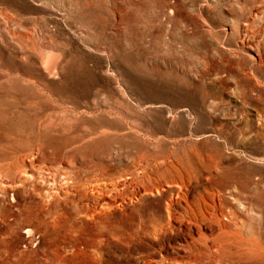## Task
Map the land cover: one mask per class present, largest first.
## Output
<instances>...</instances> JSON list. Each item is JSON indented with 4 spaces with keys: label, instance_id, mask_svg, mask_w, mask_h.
Here are the masks:
<instances>
[{
    "label": "rangeland",
    "instance_id": "rangeland-1",
    "mask_svg": "<svg viewBox=\"0 0 264 264\" xmlns=\"http://www.w3.org/2000/svg\"><path fill=\"white\" fill-rule=\"evenodd\" d=\"M229 186L264 247V0H0V264H216Z\"/></svg>",
    "mask_w": 264,
    "mask_h": 264
},
{
    "label": "bare ground",
    "instance_id": "bare-ground-1",
    "mask_svg": "<svg viewBox=\"0 0 264 264\" xmlns=\"http://www.w3.org/2000/svg\"><path fill=\"white\" fill-rule=\"evenodd\" d=\"M54 59H55V55L54 54H50L49 56H48V58L46 59V67L47 68H49L50 66H51V63L54 61ZM126 183V181H124V183L123 184H125ZM118 185H119V182L118 181H115V182H113L112 183V186L113 187H115V188H117L118 187ZM152 189H156L157 191H160L161 190V188H159L158 187V185H155V188H152ZM233 189V186H229L228 188H227V191H229V192H231L232 194H233V196H234V202H232V203H225V206L227 207L226 208V210L224 211V213H223V216H225V217H233L234 219H233V222H234V224L236 225V229H235V231H234V229L232 230V231H227L226 232V230H228V227L226 226L227 225V223L225 222L224 223V225H223V228L224 229H221L218 233L216 232V233H212V234H207V233H204L203 232V227H202V225H200L199 227H201V228H199L198 230H196V232H194V233H192V234H189L190 235V240H188L187 241V244H188V248L189 249H192L194 246V248L193 249H196L197 250V244H200V246H202V247H207L208 248V246H205V245H207V243H209L210 242V244H211V248H210V246H209V249L208 250H210L211 252H215L214 253V258H216L217 259V262H216V264L218 263V264H222L223 263V261L224 260H220L219 259V257H217L219 254H220V252H221V250L223 249V248H228L229 249V246H230V244L231 245H233L234 243H236L238 240H240L241 239V244H245L247 241H249V240H252V241H254V239H252V238H247V237H244L243 235H242V231H240V230H237V229H239V225H238V222L240 221V220H242L243 221V219H241V215H242V213L244 212V211H246V209H247V205L249 206V202H244V203H242V204H240V205H238V204H236V202L240 199V198H242V195H240V196H238L237 195V193H242V191H239L238 190V192H237V190H235L234 191V193L231 191ZM236 189H238V187L236 186ZM222 190H225V189H222ZM226 191V190H225ZM182 192L183 191H181V189H178V191L176 192V197H175V195L174 194H172L171 195V197H170V201H168V209H167V211H168V217H169V219H168V221H169V223H171L172 222V219H173V217L175 216V213H174V211L172 210V206L173 205H175L176 204V202H178V198L181 196V194H182ZM221 193H223V191H219V198L221 199L222 197V195H221ZM243 194H245V193H243ZM246 195V194H245ZM217 195H215L214 197H213V199L216 197ZM223 196H225V193H223ZM217 198V197H216ZM105 201H108L109 200V198H105L104 199ZM237 200V201H236ZM236 201V202H235ZM103 202V201H102ZM104 204V203H103ZM257 205V204H256ZM187 211V210H186ZM193 211H195L193 208H191V210H190V214H191V212H193ZM188 212V211H187ZM183 212H180V214H182ZM217 215V214H216ZM218 216V215H217ZM182 217H184V215H182ZM205 215H203V219H205ZM240 218V219H239ZM194 219H195V221H197V222H199V221H201V219L197 216V212H194ZM168 224V223H167ZM171 225V224H170ZM192 225V224H191ZM241 228V227H240ZM197 234V235H196ZM209 235V236H208ZM209 238V239H208ZM206 239V240H205ZM244 240H245V243H244ZM209 245V244H208ZM242 248H241V250H244V249H246V253H248V254H257V253H259L260 252V250H261V247H262V249H263V253H264V247L261 245V247H260V244H258L257 243V241H254L252 244H250V245H243V246H241ZM183 248V247H182ZM228 249L225 251L226 252V255H227V252H228ZM186 250V249H185ZM230 250V249H229ZM204 251H206V250H204ZM189 252V251H188ZM204 253V252H203ZM208 253H210V252H208ZM197 255H200V264H204V257H203V255L202 254H198V251L197 252H195L194 251V253L193 254H191V257H189V261H192V262H197V260H198V257H196ZM211 256V255H210ZM209 256V257H210ZM197 258V259H196ZM211 258V257H210ZM183 259V258H182ZM222 259V258H221ZM152 260V259H151ZM155 260V259H154ZM177 260H179L178 258L177 259H175L174 261H176V262H178ZM156 261V263L158 264V262H162V263H164L163 262V260H161V259H158V260H155ZM206 262H207V260H206ZM226 262H227V260H226ZM227 264V263H226Z\"/></svg>",
    "mask_w": 264,
    "mask_h": 264
}]
</instances>
